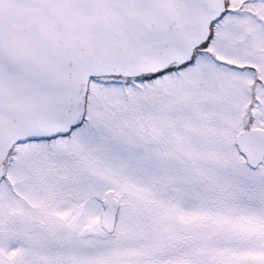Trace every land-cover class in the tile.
Returning a JSON list of instances; mask_svg holds the SVG:
<instances>
[{
	"label": "snow or ice",
	"instance_id": "6c2138e0",
	"mask_svg": "<svg viewBox=\"0 0 264 264\" xmlns=\"http://www.w3.org/2000/svg\"><path fill=\"white\" fill-rule=\"evenodd\" d=\"M0 264H264V0H0Z\"/></svg>",
	"mask_w": 264,
	"mask_h": 264
}]
</instances>
